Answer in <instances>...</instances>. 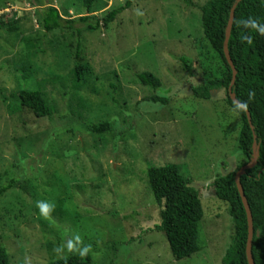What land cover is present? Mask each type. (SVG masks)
I'll return each instance as SVG.
<instances>
[{"label":"rangeland","instance_id":"obj_1","mask_svg":"<svg viewBox=\"0 0 264 264\" xmlns=\"http://www.w3.org/2000/svg\"><path fill=\"white\" fill-rule=\"evenodd\" d=\"M190 1L92 0L87 13L83 0H0V92L40 89L45 99L27 115L0 99V180H15L0 197V246L9 264H46L86 246L92 264H222L234 225L213 184L246 160L226 91L208 101L192 95L225 68L201 26L199 7L208 0ZM47 7L63 20L98 19L99 28L45 34L38 12ZM10 23L15 32H6ZM78 66L90 69L85 84L73 77ZM143 72L161 87L139 84ZM153 96L168 104L146 101ZM49 108L56 123L39 120ZM102 122L113 132H86ZM167 165L179 166L203 209L200 252L181 261L154 230L160 209L146 179L148 168ZM40 201L54 205L49 215Z\"/></svg>","mask_w":264,"mask_h":264},{"label":"trees","instance_id":"obj_2","mask_svg":"<svg viewBox=\"0 0 264 264\" xmlns=\"http://www.w3.org/2000/svg\"><path fill=\"white\" fill-rule=\"evenodd\" d=\"M188 6H194L190 0H181ZM208 0L199 7L201 13V26L204 37L213 52L220 59L225 68V74L220 79H206L200 86L192 89V95L203 101H208L211 93L220 89L227 90L232 79V71L223 54L225 29L229 19L230 10L235 6L228 52L236 71L235 81L231 88L236 100L248 111L251 119L250 128L245 112L231 102L227 94L228 105L239 115L241 126L237 139V148L246 160V165L253 156L252 145L258 147L255 166L247 170L240 178L244 196L249 205L252 223L253 238L251 253L254 264H264V35L251 27H244L241 21L255 20L264 24V0ZM87 13L91 12L92 0H83ZM117 8L108 12L101 22L107 25L115 20L117 15L130 6ZM39 25L48 34L57 30L75 31L79 36L81 31H96L100 21L87 16L74 20H63L58 11L47 7L38 12ZM4 26L0 22V29ZM6 32L12 33L17 27L10 23ZM247 37L248 39H243ZM250 40V42H249ZM27 48L32 47L30 39L24 40ZM186 71L190 72L187 60L182 62ZM90 76V69L78 66L74 69L73 77L76 82L85 84ZM136 79L142 86L157 90L161 82L150 73H138ZM115 89L114 85H110ZM0 99L10 102L24 114H30L33 108L45 104V99L40 89L21 90L17 93L6 95L0 92ZM115 103V99L111 98ZM146 101L167 105L168 99L153 96ZM54 108H49L47 114L39 120L45 123H56ZM60 120V117L57 118ZM38 120V121H39ZM89 134H104L113 132L111 122H102L86 126ZM242 165V166H244ZM230 172L214 181L215 196L217 200L227 204L228 212L234 225L232 243L225 251L222 264H248L245 254L247 240V219L238 194L234 176L237 170ZM148 187L160 209V224L154 226L156 232L162 233L169 245L171 255L175 261H181L200 252L199 224L203 218L202 204L198 193L190 187V181L183 178L180 168L176 165L163 167H150L146 171ZM0 180V197L13 188L14 179L5 178L4 184ZM256 232L259 236L256 237ZM92 257L81 256L80 253L71 252L65 257L47 262L46 264H92ZM0 264H9L6 249L0 246Z\"/></svg>","mask_w":264,"mask_h":264},{"label":"water","instance_id":"obj_3","mask_svg":"<svg viewBox=\"0 0 264 264\" xmlns=\"http://www.w3.org/2000/svg\"><path fill=\"white\" fill-rule=\"evenodd\" d=\"M241 1H243V0H237L236 4H239ZM234 10H235V6H233L230 10L229 19H228L227 26L225 29V38H224V42H223V54H224V57H225L227 64L229 65V67L232 71V79H231L230 86L227 90V94H228V97L231 100V102L245 112L247 122H248L250 128L252 129L251 119H250V115H249L248 111L245 109V107L241 103H239L236 100L234 94H232V91H231V88H232L234 81H235L236 71L233 67V64H232L230 56H229L228 41L230 38L231 27H232V23H233ZM252 151H253V156H252L251 161L249 163H247L246 165L242 166L239 170H237L235 173V176H234V182H235L238 194L240 196V199H241V202H242L245 214H246V219H247V240H246L245 254H246V259H247L248 264H254V261L252 258V253H251L252 238H253V223H252L251 211H250L249 205L247 203V200L244 196V192H243V189H242V186L240 183V178L245 174V172L247 170L252 169L256 164L258 147L256 146L255 143H253V145H252ZM255 235H256V237H258L259 233L256 232Z\"/></svg>","mask_w":264,"mask_h":264},{"label":"clouds","instance_id":"obj_4","mask_svg":"<svg viewBox=\"0 0 264 264\" xmlns=\"http://www.w3.org/2000/svg\"><path fill=\"white\" fill-rule=\"evenodd\" d=\"M241 23L244 25V27H251L252 29H255L258 31L261 35H264V24H259L255 20H248V21H241ZM243 39H248L247 37H244ZM250 42V40H249ZM37 207L40 209V212L42 215L47 216L51 213V211L54 208V205L48 202L40 201L37 203ZM57 251H60L57 249ZM91 251V246H86L82 250H80V255L87 256L88 253Z\"/></svg>","mask_w":264,"mask_h":264}]
</instances>
